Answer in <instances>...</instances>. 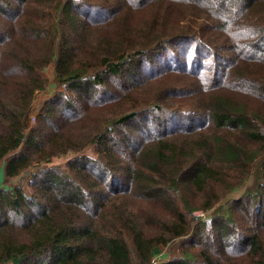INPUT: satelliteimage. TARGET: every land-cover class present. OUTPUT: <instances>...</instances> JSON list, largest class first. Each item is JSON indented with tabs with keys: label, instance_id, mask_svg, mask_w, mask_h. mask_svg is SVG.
<instances>
[{
	"label": "trees",
	"instance_id": "trees-1",
	"mask_svg": "<svg viewBox=\"0 0 264 264\" xmlns=\"http://www.w3.org/2000/svg\"><path fill=\"white\" fill-rule=\"evenodd\" d=\"M5 158L0 264H264V0H0Z\"/></svg>",
	"mask_w": 264,
	"mask_h": 264
},
{
	"label": "rangeland",
	"instance_id": "rangeland-1",
	"mask_svg": "<svg viewBox=\"0 0 264 264\" xmlns=\"http://www.w3.org/2000/svg\"><path fill=\"white\" fill-rule=\"evenodd\" d=\"M40 74L42 75V77L46 78L49 81V83L54 84V73H53V68L51 66L45 69L44 71H41ZM49 85H47L44 91L37 93L36 96L34 97L33 104H32L33 119L31 120V124L35 122V115L38 112V110L41 108L43 103H45L46 100L51 98L55 94L56 90L59 88V85H56L55 87L53 85V87L51 86L50 88H49ZM82 154L93 156V150L91 148L86 149L82 152ZM69 158L70 156L59 157V158L54 159L50 164L44 165V166L45 167H62L65 161ZM25 183H26V179L24 177H18L16 179H13L8 184L11 185V187H16V186L24 187ZM223 209L224 208L221 207V210ZM198 214H199L198 212L195 213V215H198Z\"/></svg>",
	"mask_w": 264,
	"mask_h": 264
},
{
	"label": "water",
	"instance_id": "water-1",
	"mask_svg": "<svg viewBox=\"0 0 264 264\" xmlns=\"http://www.w3.org/2000/svg\"><path fill=\"white\" fill-rule=\"evenodd\" d=\"M6 162H7V159L5 158L3 160V162L0 164V171L2 173V180H1L2 181V184H1L2 187H0V190H8V189L12 188L11 185L5 183L4 171H5ZM165 262L166 261H163L159 264H164Z\"/></svg>",
	"mask_w": 264,
	"mask_h": 264
},
{
	"label": "built area",
	"instance_id": "built-area-1",
	"mask_svg": "<svg viewBox=\"0 0 264 264\" xmlns=\"http://www.w3.org/2000/svg\"><path fill=\"white\" fill-rule=\"evenodd\" d=\"M33 119V116L31 117V120ZM165 260H160L158 257H155V259L153 260V264H159L161 262H163Z\"/></svg>",
	"mask_w": 264,
	"mask_h": 264
},
{
	"label": "crops",
	"instance_id": "crops-1",
	"mask_svg": "<svg viewBox=\"0 0 264 264\" xmlns=\"http://www.w3.org/2000/svg\"><path fill=\"white\" fill-rule=\"evenodd\" d=\"M1 180H2V173H1V171H0V187H2V186H1V184H2V181H1ZM6 264H12V262H10V263H6Z\"/></svg>",
	"mask_w": 264,
	"mask_h": 264
}]
</instances>
